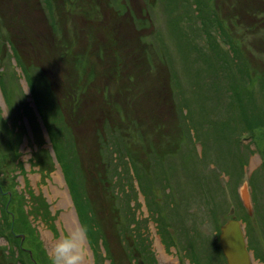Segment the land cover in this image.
I'll return each mask as SVG.
<instances>
[{"label": "rangeland", "instance_id": "obj_1", "mask_svg": "<svg viewBox=\"0 0 264 264\" xmlns=\"http://www.w3.org/2000/svg\"><path fill=\"white\" fill-rule=\"evenodd\" d=\"M41 1L0 0V263L50 264L70 210L86 264H227L230 217L264 264V0Z\"/></svg>", "mask_w": 264, "mask_h": 264}, {"label": "water", "instance_id": "obj_2", "mask_svg": "<svg viewBox=\"0 0 264 264\" xmlns=\"http://www.w3.org/2000/svg\"><path fill=\"white\" fill-rule=\"evenodd\" d=\"M243 186L242 202L251 211L250 197L245 193ZM249 201V202H245ZM248 203V204H247ZM218 242L224 254L227 264H254L252 252L247 248V237L245 234V224L238 218H227L224 223H220ZM140 264H145L143 261Z\"/></svg>", "mask_w": 264, "mask_h": 264}, {"label": "clouds", "instance_id": "obj_3", "mask_svg": "<svg viewBox=\"0 0 264 264\" xmlns=\"http://www.w3.org/2000/svg\"><path fill=\"white\" fill-rule=\"evenodd\" d=\"M88 229L75 224L53 237L49 252L50 264H86Z\"/></svg>", "mask_w": 264, "mask_h": 264}, {"label": "flooded vegetation", "instance_id": "obj_4", "mask_svg": "<svg viewBox=\"0 0 264 264\" xmlns=\"http://www.w3.org/2000/svg\"><path fill=\"white\" fill-rule=\"evenodd\" d=\"M77 2V5L78 4H84V1L83 0H76ZM95 1L96 0H94L91 4H94L95 3ZM107 1H110V2H113L114 0H107ZM138 1H140L141 3H142V1L143 0H138ZM97 2L98 3H100V0L98 1L97 0ZM129 2H131V1H128V0H123L122 2H121V4H120V7H118V9H117V7H115V5L113 6H111L112 8H113V10H114V12L115 11H119V13L121 14V15H119V17L120 18H122L123 17V15L125 16V14H126V11L128 10V9H130V8H128V3ZM72 3V10H70L71 11V15L72 14H74V12H75V9L77 10V7H75L74 6V2H71ZM233 3H236L237 4V2H236V0H234V2ZM41 4H42V12H43V14H42V12H41V16H42V23L46 26V27H49L50 25V23L49 22H46L48 19H49V16L46 14L47 12H45V11H47V9H49L50 11L49 12H51V14H54V12L53 11H55L54 10V8L56 9V7L57 6H55V5H53L54 4V1L53 0H43V1H41ZM95 5V4H94ZM143 5V4H142ZM142 7H144V10L142 9L141 11H139V14L140 15H147V16H149L150 15V13H149V11H148V7H145L144 5L142 6ZM130 11V10H129ZM46 14V15H45ZM73 16H75L77 19H78V15L77 14H75V15H73ZM130 17L129 18H131L132 19V22H133V24L135 25L136 24V22L137 21H140L139 20V17H136V16H134L132 13H130V15H129ZM72 18V17H71ZM148 17H146L145 19H147ZM53 19L55 20V21H53V22H56V20L58 19V16L56 15V16H54L53 17ZM123 19V18H122ZM125 20V19H124ZM84 22H87V20L86 21H84ZM140 130V129H139ZM141 131V130H140ZM139 131V132H140ZM6 191H4V190H2V192L1 193H5ZM6 194V193H5ZM4 194V195H5ZM7 195H9L10 196V192H7ZM8 202H9V199L7 200ZM11 205H13V203L12 202H10V204L9 203H7L6 202V208H7V210L8 211H10V212H12L11 210V208L9 207V206H11ZM1 213H2V211H1ZM0 215H2V214H0ZM217 233H218V235H219V231H217ZM7 239V242H8V238H6ZM217 241H218V239H217ZM218 243V242H217ZM11 242H8V244H7V247H10L11 245ZM219 244V243H218ZM218 244H215L217 247H219V245ZM12 247H13V245H12ZM254 258V257H253ZM142 261V259L139 261V264H140V262ZM189 261H192L191 259H189ZM195 264H196V262H195Z\"/></svg>", "mask_w": 264, "mask_h": 264}, {"label": "trees", "instance_id": "obj_5", "mask_svg": "<svg viewBox=\"0 0 264 264\" xmlns=\"http://www.w3.org/2000/svg\"><path fill=\"white\" fill-rule=\"evenodd\" d=\"M2 196H4V195H2ZM9 199V195H7V193L5 194V198L4 199H1L0 198V205H1V209H2V213H0V214H2L3 215V218H4V221H5V223H3L4 224V226H5V228L7 229V232H4L3 233V231H1V233L2 234H0V235H3L5 238H9L10 240H11V246L10 247H8V253H6L5 255L7 256V257H9L11 254H9V251L10 250H12V244L14 243H16V239H15V241H13V239H11V236H10V234L8 233V231H9V229H8V226L10 225V223L11 222H13L12 224H15L14 222H16L17 220H18V218L20 217L19 216V213H17V212H15L13 209L11 210L12 212H10V211H8L7 209H6V203L5 202H7V200ZM11 199V198H10ZM9 199V200H10ZM72 199H73V196H72ZM19 207H20V209H21V211L23 210H25L23 207H22V204H21V201H20V205H19ZM27 213H23V215H26ZM23 215H21L22 216V218L21 219H23V220H21L20 221V223H18V225H20L22 228H26L27 227V225H28V223H26L27 222V220L24 218V216ZM226 220V219H225ZM224 220V221H225ZM22 222V223H21ZM224 223V222H223ZM218 231H219V227H218V229H217ZM32 252H33V250H32ZM12 259V258H11ZM5 260L7 261V259L5 258ZM35 262H37L36 260H34ZM1 264V263H0ZM2 264H6V262L5 261H2Z\"/></svg>", "mask_w": 264, "mask_h": 264}, {"label": "bare ground", "instance_id": "obj_6", "mask_svg": "<svg viewBox=\"0 0 264 264\" xmlns=\"http://www.w3.org/2000/svg\"><path fill=\"white\" fill-rule=\"evenodd\" d=\"M71 17L73 16V14L72 15H70ZM67 18H68V16H66ZM61 27V26H60ZM56 193L60 196V202L62 203V204H64V205H67L68 204V196H67V193H66V191H64V190H59V189H57V191H56ZM11 197L9 196V199H10ZM9 202H11V199L9 200ZM8 201H7V203H9ZM6 203V202H5ZM14 204V203H13ZM6 205V204H5ZM1 206V205H0ZM7 209V208H6ZM64 218H65V221H66V223H67V225L69 226V227H71V226H73V225H75V224H77L76 223V219H75V217H74V214L72 213V211H70V210H66L65 212H64ZM235 218H237V217H235ZM249 230V229H248ZM247 230V228H245V234H247L246 232L248 231ZM0 236H3V235H0ZM4 237V236H3ZM247 237V236H246Z\"/></svg>", "mask_w": 264, "mask_h": 264}]
</instances>
